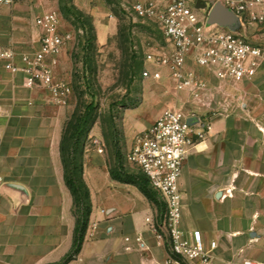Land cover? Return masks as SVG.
I'll return each mask as SVG.
<instances>
[{
	"label": "crops",
	"instance_id": "1",
	"mask_svg": "<svg viewBox=\"0 0 264 264\" xmlns=\"http://www.w3.org/2000/svg\"><path fill=\"white\" fill-rule=\"evenodd\" d=\"M22 9L20 1L0 9V264H53L70 250L76 223L61 154L65 107L47 89L25 86L22 71L5 67L10 60L2 51L13 50L12 62L21 65L23 54L39 48L37 15L30 20ZM66 58L64 46L52 69L56 80L69 82L71 68H61ZM262 69L236 86L214 84L238 97L227 115L210 121L179 177L181 227L217 243L214 264H264ZM84 181L92 212L81 249L67 264H168L169 248L152 229L153 204L135 185L113 179L96 152L85 153ZM102 195L106 201L98 203Z\"/></svg>",
	"mask_w": 264,
	"mask_h": 264
},
{
	"label": "built area",
	"instance_id": "2",
	"mask_svg": "<svg viewBox=\"0 0 264 264\" xmlns=\"http://www.w3.org/2000/svg\"><path fill=\"white\" fill-rule=\"evenodd\" d=\"M199 1L204 6L198 7V0H128L127 6L135 16L153 22L167 43L161 51L144 54L142 76L158 80L159 68H166L175 89H188L196 97L206 90L207 76L233 82L251 80L264 62V48L246 33L209 22L211 10L220 4L237 17L244 30L264 26V0ZM15 2L0 0V9ZM34 24L40 32L39 48L23 54L21 65L12 62L13 50L2 51L1 56L10 60L5 67L22 71L25 86L43 87L52 102L64 104L72 88L69 82L54 78L52 63L72 33L63 28L56 11L38 14ZM203 136L204 129L192 117L165 108L136 136L127 154L128 162L138 166L162 202V212L158 221L152 222V229L169 248L168 264H214L212 252L217 243L206 242L198 232L186 233L181 227L179 177L189 150Z\"/></svg>",
	"mask_w": 264,
	"mask_h": 264
},
{
	"label": "rangeland",
	"instance_id": "3",
	"mask_svg": "<svg viewBox=\"0 0 264 264\" xmlns=\"http://www.w3.org/2000/svg\"><path fill=\"white\" fill-rule=\"evenodd\" d=\"M17 1L23 4L21 13L32 14L30 20L42 12L56 11L61 16L63 28L72 33V39L65 45L67 58L61 66L71 68L69 83L72 88L67 102L62 104L65 107L63 132L67 131L69 137L76 127L78 129L74 155L77 162L82 161L83 180L85 153L100 154L110 172L117 171V149L125 171L142 174L138 166L128 162L127 154L136 136L143 131H137L138 128L159 109H178L205 131L212 119L230 112L228 103L235 95L238 97V94L214 88V84L222 81L236 86L240 82L223 81L213 76H207V88L198 97L188 89H175L166 68H159L161 78L158 80L144 78V54L161 51L167 43L153 22L135 16L127 8L128 0H81L85 8L76 6L74 0L71 3L69 0ZM222 27L246 33L264 48V26H250L244 30L239 22L229 17ZM70 140H65L67 149ZM68 160L67 157L66 163ZM147 186L151 188L149 183ZM102 197L99 196L98 203L106 201L105 195ZM151 203L154 220L158 221L162 202L157 192L155 202Z\"/></svg>",
	"mask_w": 264,
	"mask_h": 264
},
{
	"label": "trees",
	"instance_id": "4",
	"mask_svg": "<svg viewBox=\"0 0 264 264\" xmlns=\"http://www.w3.org/2000/svg\"><path fill=\"white\" fill-rule=\"evenodd\" d=\"M106 1L109 2V0ZM69 2L71 3L72 0H69ZM73 7L74 9L76 8L75 6ZM77 12L79 15H82L80 11ZM77 135V127L74 131H72V133L69 134V137L67 131H65L63 132L61 142V154L64 166L65 183L72 193L73 203L76 207L74 209L76 223L74 228L73 243L70 250L61 258V260L53 264H67L79 253L86 235L89 217L91 214L89 188L83 180L82 175L83 164L81 160L77 162L74 155L76 151ZM66 139H71L69 149H67L65 146ZM115 154L117 157V171H110L111 177L118 181L135 185L148 198L150 202L154 203L156 200V192L147 186L148 179L146 178V176L144 174H135L125 171L121 163V158L118 149L116 150ZM67 157L69 158L68 163H66ZM77 168L79 170V175H77ZM162 209L163 207L160 209V214L162 212Z\"/></svg>",
	"mask_w": 264,
	"mask_h": 264
},
{
	"label": "water",
	"instance_id": "5",
	"mask_svg": "<svg viewBox=\"0 0 264 264\" xmlns=\"http://www.w3.org/2000/svg\"><path fill=\"white\" fill-rule=\"evenodd\" d=\"M197 6L202 7L204 4L198 0ZM229 17L234 18L238 22L237 17L233 13L225 9L222 5L217 4L209 14V22H215L223 26L225 20Z\"/></svg>",
	"mask_w": 264,
	"mask_h": 264
}]
</instances>
